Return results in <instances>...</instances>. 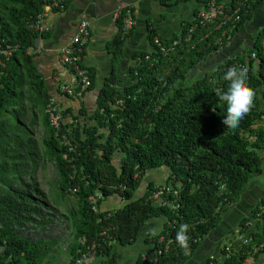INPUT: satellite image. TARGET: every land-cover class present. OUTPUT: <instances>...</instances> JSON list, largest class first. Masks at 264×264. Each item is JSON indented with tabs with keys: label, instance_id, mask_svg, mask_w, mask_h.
<instances>
[{
	"label": "trees",
	"instance_id": "1",
	"mask_svg": "<svg viewBox=\"0 0 264 264\" xmlns=\"http://www.w3.org/2000/svg\"><path fill=\"white\" fill-rule=\"evenodd\" d=\"M237 1L229 0L226 8L235 7ZM263 2L245 0L240 19L228 34L214 30V22H210L205 26L206 36L196 37L201 28L196 27L193 39L187 41L186 32L195 20L185 22L180 38L158 41L165 52L159 51L151 29L153 49L135 53L137 64L131 82L119 88L110 76L98 92L93 123L80 131L63 121L62 111L59 128L50 126L45 112L50 95L35 68L33 54L25 50L33 47L37 38L27 24L48 1L0 0V49H5L0 55V264H50L45 258L57 240L24 233L48 223L50 216L42 213V208L55 211L35 177L44 160L54 163L58 194L77 198L66 264L74 260L78 238L84 236L86 243H91L103 234L98 256L107 254L112 241L130 244L145 221L155 216H164L167 222L159 234L149 238L154 244L147 254L153 258L150 264H186L201 240L217 229L223 211L240 200L250 175L261 171L264 103L258 91L264 88V45L256 44L264 36V26L247 47V60L243 51L190 84L184 81L192 68L224 46ZM125 39L119 32L111 43L115 52ZM15 45L14 50L7 47ZM252 52L256 62L250 58ZM235 61L249 69L247 84L256 95L251 111L232 130L222 122L227 106L216 97L215 89H227L224 76ZM89 78L87 90L94 86L90 71ZM117 99L123 106L115 105ZM25 110L31 116L26 123ZM12 113L17 122L10 121ZM39 118L44 128L41 148L32 134ZM163 165L168 168L166 182L150 180L142 195L132 200L146 173ZM160 187H164L162 201L156 204L151 196ZM112 195L124 202L112 210L100 209L101 202ZM90 196L96 198L97 211L91 208ZM252 217L255 229L249 234L250 241L237 249L231 247L221 264H240L253 246L264 242V196L253 207ZM181 224L189 226L187 248L175 240ZM218 261L210 258L205 264ZM106 264L114 263L106 260Z\"/></svg>",
	"mask_w": 264,
	"mask_h": 264
},
{
	"label": "crops",
	"instance_id": "2",
	"mask_svg": "<svg viewBox=\"0 0 264 264\" xmlns=\"http://www.w3.org/2000/svg\"><path fill=\"white\" fill-rule=\"evenodd\" d=\"M133 1V2H132ZM131 4L135 24L126 37L120 50L115 52L111 43L119 33L120 22L115 17L118 7ZM202 2L196 0H70L62 10L50 9L44 5L42 22L47 27L43 33H37L33 61L38 73L43 77L50 97L54 98L64 113L63 121L69 127H78L82 131L93 123L92 113L96 109L98 92L103 83L114 76L115 86L121 88L131 82V71L137 64L135 53L151 51L153 45L149 37L154 31V41L171 42L180 38L185 22L194 20ZM81 21L87 22L89 38L85 43V51L81 64L93 75L94 86L86 90L82 96L70 95L61 90V84H76L72 71L66 69L60 60L62 47L71 45L76 28ZM264 26V2L255 10L252 18L244 24L229 41L219 50L212 51L196 64L190 74H202L208 67H216L228 57L240 55L245 48L252 45L254 35ZM248 31V32H246ZM189 74V75H190ZM258 98L264 103V88L258 91ZM29 120V119H28ZM40 124L37 119L35 127ZM168 168L160 166L146 173L145 179L165 183ZM264 196V161L259 173L250 175L244 186L240 200L221 214V222L214 230L212 237L206 235L197 249L192 253L188 264H205L210 258H219L225 243L233 249L241 246V236L255 229L252 209ZM156 204L159 200L154 201ZM240 202V203H239ZM239 203V207L237 204ZM121 204L118 195L104 199L100 204L102 210H112ZM244 220V221H243ZM243 221V222H242ZM167 219L155 216L147 219L140 227L134 241L120 244L112 241L107 254H100L98 261L113 260L114 264H139V256L153 249L150 241V229L159 234ZM241 233V231H243ZM68 246V244H67ZM63 263L51 260L50 264H66L70 254ZM264 262V251L258 256Z\"/></svg>",
	"mask_w": 264,
	"mask_h": 264
},
{
	"label": "built area",
	"instance_id": "3",
	"mask_svg": "<svg viewBox=\"0 0 264 264\" xmlns=\"http://www.w3.org/2000/svg\"><path fill=\"white\" fill-rule=\"evenodd\" d=\"M48 3H46V6L50 9H56V10H62L66 7L67 3L70 0H47ZM244 1L245 0H239L237 1V4L235 7L231 9L226 8V3H229V0H206L205 3L202 4L201 8L197 11V14L194 18V24L190 26L186 32L185 40H191L193 39L194 30L196 27H205L210 22H214V30H220L221 33L228 34L231 29H233L236 25V23L240 19V13L242 11V8L244 7ZM122 10H124V14H122ZM122 14V17L120 19V27L119 32L122 36L127 37L131 29L133 28L135 24L134 16L132 15V8L131 4L127 3L126 5L119 6L117 9V12L115 13V17L118 18ZM44 12H40L34 17L31 21L28 22V28L35 31L36 33H43L47 30V27L43 24ZM226 25H228L227 28H224ZM207 35V32L204 36ZM89 38V30L87 27L86 21H81L77 28L76 32L74 34V37L71 41V45L67 47H62L60 50V60L61 63L68 69L69 71H72L73 74L76 77V84H61V90L64 91L67 94L70 95H77L82 96V94L87 90V87L90 84V78H89V72L88 70L81 64V60L85 51V43ZM201 39V38H200ZM199 39V40H200ZM221 40V37H218V41ZM157 43V47L159 51L165 52L166 48L165 46L161 45L158 41H155ZM262 44L264 45V40L262 41ZM10 50H14L17 48V45L14 47L7 46ZM27 53H30L31 50H34V47L29 46L25 48ZM5 49H0V55H4ZM147 58V57H146ZM251 59H255L256 55L254 52L250 54ZM1 62V57H0ZM233 66H244L243 63L235 61L233 64H231L230 67ZM245 67V66H244ZM115 105L123 106V101L121 99H117L115 102ZM45 112L48 117V121L51 127L54 129L59 128V124L62 120V113L59 105L57 104L56 100L52 97L49 98L48 102L45 106ZM253 139L255 136H252ZM63 138H65L63 136ZM66 139V138H65ZM66 144H68V141L66 139ZM220 189L224 190L225 185L221 184ZM162 191H164V187L158 188L154 194L151 196L153 201L159 200L158 203L162 201L161 194ZM175 193V191H174ZM89 201L91 203V208L94 211H97V202L96 198L93 196L89 197ZM106 231V229L103 231V233ZM249 233H247L244 236H241L242 244H247L250 241ZM104 240L103 234L100 235L99 241H92L91 243H86L87 239L86 237H80L78 238V243L80 245L76 248V253L74 256V260L72 264H106L97 262L98 260V248L101 244V242ZM159 240H162V237L159 238ZM264 246V242L259 243L251 248L249 251L248 256L240 263V264H262L263 262L260 261L258 256L261 254L262 248ZM230 248L231 244L225 243L223 246V254L217 258L219 259L218 262H211L210 264H221L223 258H227L230 255ZM148 253H143L141 255V264H150L153 260L152 257L147 255Z\"/></svg>",
	"mask_w": 264,
	"mask_h": 264
},
{
	"label": "rangeland",
	"instance_id": "4",
	"mask_svg": "<svg viewBox=\"0 0 264 264\" xmlns=\"http://www.w3.org/2000/svg\"><path fill=\"white\" fill-rule=\"evenodd\" d=\"M261 28V27H260ZM259 28V29H260ZM258 29V30H259ZM205 27L200 28L197 30L196 37L201 38L203 33H205ZM258 30L255 32H250L251 36L254 35V39L257 40V33ZM248 32V31H246ZM264 36H261L259 42H257V47H263L262 40ZM255 51V50H254ZM248 48H245L243 52V58L247 60L248 58ZM257 60L255 59V62ZM212 67H208L205 71L209 73L211 72ZM208 73V74H209ZM201 75V74H200ZM199 73H191L190 75L186 76V81L184 83L186 85L190 84L196 78L200 77ZM188 83V84H187ZM27 105V104H26ZM25 123L28 122V119L31 118L28 110L23 112ZM10 121L17 122V117L14 113L10 114ZM43 126L37 124L36 127H33L32 134L33 138L36 141V144L41 148V139L43 137ZM56 169L54 167V163L49 160H44L40 167L37 169L35 177L36 181L39 185V188L45 193L46 198L50 205L55 209V211H50L46 208H42L41 212L49 215L48 223L43 228L36 227L34 230L27 229L24 232L27 235H30L34 238L41 237L42 239H56L57 243H55L54 247L50 250L51 260H55L56 263L60 262L63 263L66 260V246L71 241V234H72V227H73V213L76 210L77 206V198L71 194L67 195H59L56 186ZM241 198V197H240ZM50 257V256H49ZM49 257H46L45 260H49ZM44 264V263H42ZM48 264V263H45Z\"/></svg>",
	"mask_w": 264,
	"mask_h": 264
},
{
	"label": "clouds",
	"instance_id": "5",
	"mask_svg": "<svg viewBox=\"0 0 264 264\" xmlns=\"http://www.w3.org/2000/svg\"><path fill=\"white\" fill-rule=\"evenodd\" d=\"M248 72L249 69L244 66L230 67L224 76L228 81L227 89H215L216 97L227 106L226 116L222 122L228 129H237L254 106L256 93L247 84ZM188 229V224H181L176 233L175 240L181 248L188 247L189 237L186 234ZM150 234L155 236L158 233L156 229H150Z\"/></svg>",
	"mask_w": 264,
	"mask_h": 264
},
{
	"label": "water",
	"instance_id": "6",
	"mask_svg": "<svg viewBox=\"0 0 264 264\" xmlns=\"http://www.w3.org/2000/svg\"><path fill=\"white\" fill-rule=\"evenodd\" d=\"M133 2V1H132ZM99 91V89L97 90V92ZM149 181L147 179H145L144 177V180L141 182V185L139 186L138 190L136 191V195L133 196L132 200L133 199H137L140 195H142L143 193V190H144V187L146 186V184L148 183ZM120 198V197H119ZM121 199V198H120ZM124 202V200H121V203ZM240 203V202H239ZM239 203L237 204V207H239ZM214 231L210 232L208 234L209 237H212V234H213ZM188 264V262L186 263Z\"/></svg>",
	"mask_w": 264,
	"mask_h": 264
}]
</instances>
